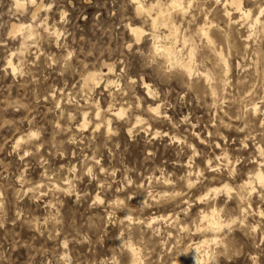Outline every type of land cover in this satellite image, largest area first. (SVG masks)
Listing matches in <instances>:
<instances>
[{"label": "rangeland", "instance_id": "obj_1", "mask_svg": "<svg viewBox=\"0 0 264 264\" xmlns=\"http://www.w3.org/2000/svg\"><path fill=\"white\" fill-rule=\"evenodd\" d=\"M133 2L0 0V264H264V116L251 113H264V15L252 32L225 0H183L188 13L158 27L176 23L209 83L155 53ZM245 6L257 16L264 0Z\"/></svg>", "mask_w": 264, "mask_h": 264}, {"label": "bare ground", "instance_id": "obj_2", "mask_svg": "<svg viewBox=\"0 0 264 264\" xmlns=\"http://www.w3.org/2000/svg\"><path fill=\"white\" fill-rule=\"evenodd\" d=\"M134 2L133 3H135L134 5H136V10H137V12H138V14H143V13H146V16H147V14H148V17H150L151 19H152V26H153V31H154V33H152V40L154 41L153 43H151V45L153 44V49H154V51H155V53L157 54V55H159V56H161V57H163L164 59H166L167 60V62H169L171 65H172V67L173 66H175V68L176 67H178V69H181L185 74H187L189 77H191L192 78V76H194L195 74H198V75H201V76H203V77H205V79H207V81L209 82V81H211L212 79H213V76H212V74L209 72V71H202L203 73H201L199 70H197V69H195L194 67H193V59H195L194 58V56H195V48H194V46H192L191 48H189V54L184 58H182V52L184 51H180V50H178L177 49V47H176V44H177V42H178V37H177V34H178V31H179V29H178V27H177V25H176V23H174V22H172L173 23V30L171 31V33H170V35H168V36H166L165 38L164 37H162V38H164V39H172L173 40V42L172 41H170L172 44L171 45H168V44H163V40H162V38H161V36L159 35V34H157V29H158V27L160 26V25H162V24H166L167 25V23L170 21V20H172V10H178V11H181L183 14H186V13H188V9L191 7H189V8H186L185 6H184V2H183V0H171L170 1V3L168 4V5H163V4H161V3H157V4H151L148 8L145 6V4H143L142 3V0H133ZM193 1V0H192ZM223 3V2H222ZM245 3H246V0H225V3H224V7H225V14H226V17L228 18V21H230L231 23L233 22V19H235V17L234 18H232V16H233V13H232V11L230 10V9H232V10H235L236 11V14H240L241 15V18H242V21H243V23L244 24H246V22H247V24L250 26V28H251V30H252V32L253 31H256L257 29H258V27L262 24V21H261V18H262V12H264V9H261L260 10V12H259V14L257 15V16H254L253 15V12L251 11V10H247L246 9V6H245ZM18 4H21V0L19 1L18 0V3H17V5ZM20 6V5H19ZM187 6V5H186ZM45 7V6H44ZM188 7V6H187ZM260 8V7H259ZM261 8H263V7H261ZM224 10V9H223ZM154 13V14H153ZM181 13V14H182ZM235 13V12H234ZM224 14V15H225ZM155 16V17H154ZM186 16V15H185ZM238 21V20H237ZM236 21V22H237ZM170 23V22H169ZM206 23H208V22H206ZM228 23V22H227ZM230 23V24H231ZM229 24V25H230ZM233 24V23H232ZM241 24V23H240ZM171 25V24H170ZM205 25V24H204ZM234 25V24H233ZM16 26V25H15ZM14 26V28H16ZM33 26V25H32ZM32 26H31V28L29 29L30 31H31V29H32ZM207 26V25H206ZM231 26V25H230ZM235 26V25H234ZM237 26V25H236ZM18 27V26H17ZM30 27V26H29ZM131 27V26H130ZM166 27V26H165ZM164 27V28H165ZM208 27V26H207ZM19 28V32H21V31H23L24 29H26V25H25V27L22 25V26H19L18 27ZM198 28H199V32L203 35V36H205L206 37V44L208 43V42H210V41H212L211 40V34L208 32V30H206V28H205V26H203L202 25V27H200V25H198ZM28 29V28H27ZM166 29V28H165ZM28 30V31H29ZM214 30V29H213ZM27 31V30H26ZM25 31V32H26ZM29 31V33H31ZM168 31V30H167ZM198 31V30H197ZM198 32V33H199ZM216 32V31H215ZM251 32V33H252ZM130 33H131V35L135 38V40L139 43V42H141L142 40H143V38H144V35L146 34V32L143 30V29H141V28H138V27H131L130 28ZM168 33V32H167ZM197 33V32H196ZM199 33V34H200ZM216 33H218V32H216ZM250 33V34H251ZM256 33V32H255ZM32 34H34V31H33V33ZM56 34H57V31H56ZM198 34V35H199ZM215 34V33H214ZM222 34V33H221ZM220 34V35H221ZM213 35V34H212ZM223 35V34H222ZM221 35V36H222ZM226 35V34H225ZM252 35V34H251ZM224 36V35H223ZM227 36V35H226ZM202 37V36H201ZM250 37V36H249ZM214 38V37H213ZM223 38V37H222ZM189 39H192V38H189ZM223 39H225V38H223ZM182 40H183V44L184 45H187V43L188 44H190V42H189V40H188V37L186 38V37H184V39L182 38ZM208 40V41H207ZM226 40V39H225ZM166 42V41H165ZM167 43V42H166ZM170 44V43H169ZM209 44V43H208ZM207 44V45H208ZM206 45V46H207ZM189 46V45H188ZM209 46H210V44H209ZM187 47V46H186ZM214 47V46H213ZM219 47V46H218ZM188 48V47H187ZM211 49V48H210ZM197 50V49H196ZM219 50V49H218ZM211 51V50H210ZM213 52V51H212ZM214 53V52H213ZM212 53V54H213ZM220 56H221V59L223 60V62L226 64V73H225V75H224V73H223V75L225 76V79H224V77H223V85L222 86H224V87H222V88H224V91L226 90V87H228L229 85H230V82H229V73H230V71H231V68H230V65H229V63L227 62V61H225L223 58V56H222V52L220 53ZM158 57V56H157ZM163 60V59H162ZM217 61H218V59H217ZM219 62V61H218ZM222 62V61H221ZM195 63V62H194ZM167 64V63H166ZM169 64V65H170ZM196 64V63H195ZM194 64V65H195ZM223 66H224V64H222ZM10 66L11 67H13V63L12 62H10ZM207 70V69H206ZM13 71L14 72H16V67L14 66V68H13ZM108 71V70H107ZM101 72V71H100ZM112 72V71H111ZM198 72V73H197ZM223 72H225V71H223ZM106 74H107V72H106ZM105 74V75H106ZM215 75V74H214ZM197 76V75H196ZM105 77V76H104ZM87 78V80L85 81L86 82V84H87V86H89L88 85V83L90 84V83H93L94 85L93 86H99L100 85V82H99V80H98V76H97V74H95V73H92V74H90L88 77H86ZM107 80H109V79H107ZM222 80V79H221ZM110 81L111 80H109L108 81V83L107 84H111L110 83ZM206 81V80H205ZM206 81V82H207ZM213 81H215V80H213ZM216 81H218L217 79H216ZM112 82V81H111ZM212 82V81H211ZM220 82H222V81H220ZM210 83V82H209ZM215 84V83H214ZM92 85V84H91ZM146 85V84H145ZM207 85V84H206ZM110 86V85H109ZM86 87V86H85ZM88 88V87H87ZM145 88H146V95L149 97V99H151V96H153V92L151 91V89H150V87L149 86H145ZM212 91L213 92H211L212 93V95H213V97L215 96V95H217L216 94V89H214V86H213V89H212ZM251 93V92H250ZM249 93V94H250ZM244 95V94H243ZM217 97V96H216ZM218 99V98H217ZM249 99V98H248ZM215 100V99H214ZM251 105V104H250ZM248 106V105H247ZM246 108V107H245ZM248 109V108H247ZM150 112H152L154 115H160V112H159V108L158 107H156V108H150V110H149ZM249 112V111H248ZM252 114H253V116H254V118H256V119H260V117H262V116H264V113H263V111L260 109V107L257 105V104H253L252 103V112H251ZM84 114V113H83ZM99 115H100V113H98ZM97 114V115H98ZM112 114V113H111ZM123 114H125V112H124V110L123 109H119V111H117V112H114L113 113V116H115V117H117V118H119V117H122V115ZM124 116V115H123ZM83 118H84V120H83V122H82V125L80 126L81 128H87L88 127V124H87V117L84 115L83 116ZM98 120V119H97ZM110 120V119H109ZM231 120H233V119H231ZM107 122V121H106ZM140 122V121H139ZM101 123V122H100ZM235 123H238L237 121H235ZM263 123H264V119H263ZM140 124V123H139ZM245 124H246V122H245ZM100 126H101V124H99ZM99 125H97L96 126V128L97 129H99L100 128V126ZM232 125V124H231ZM235 126V125H234ZM239 126V125H238ZM240 127V126H239ZM238 128V127H237ZM246 128V127H245ZM108 131H110L111 130V124H110V121L108 122V129H107ZM32 137V136H31ZM22 139H20L18 142L20 143V141H21ZM17 147H18V145H17ZM228 162V161H227ZM229 163V162H228ZM229 166V165H228ZM211 167V166H210ZM211 168H213V167H211ZM210 168V169H211ZM218 168V167H217ZM262 168V164H260V168L258 169V172L256 173V179H257V181L259 182V184H260V186L261 187H264V183H262V182H264V171L261 169ZM213 170V169H212ZM216 172V171H215ZM212 173V172H211ZM246 181V180H245ZM191 183V182H190ZM245 183V184H244ZM243 184H244V186H245V188L246 189H248L249 191H250V194H254L256 191H257V189L253 186V183L251 182V180L249 181V180H247V182H244ZM188 184V183H187ZM191 185H193V184H191ZM223 186H226V185H223ZM256 186H258V184L256 185ZM189 187H190V185H189ZM223 188V187H222ZM240 188V187H239ZM225 189H226V191H227V193L228 194H230V192H231V187L228 189L227 187H225ZM241 190V189H240ZM212 191H214V190H212ZM233 191V190H232ZM209 192H211V191H209ZM259 192V191H258ZM215 193L216 194H219V193H221V190H219L218 188H217V190L215 189ZM247 193V192H246ZM245 193V194H246ZM213 194V193H212ZM223 194V193H222ZM248 194V193H247ZM244 195V194H243ZM206 196V195H205ZM207 196H209L208 194H207ZM206 196V197H207ZM236 196V195H235ZM253 196V195H252ZM206 197H204V199H206ZM217 197H218V195H217ZM228 197V196H227ZM226 197V198H227ZM244 197V196H243ZM201 198V197H200ZM235 198H237L238 199V197H235ZM209 199V198H208ZM217 199V198H216ZM215 199V200H216ZM242 199V198H241ZM246 200V199H245ZM199 201H201V199L199 200ZM242 201V200H241ZM239 203V202H238ZM214 213V212H213ZM221 218V217H220ZM213 219L215 220V223L219 226V227H222L223 226V222H220V221H222V219H219V217H216V216H213ZM212 226L213 225H211V228H212ZM217 226V227H218ZM224 226H225V223H224ZM226 226H229V225H226ZM208 229V228H207ZM212 230V229H211ZM217 230V229H216ZM220 230V229H219ZM210 231V230H209ZM221 231V230H220ZM211 232V231H210ZM216 232V231H215ZM214 233V232H213ZM220 233V232H219ZM215 241H217L216 240V238H215ZM206 242V241H205ZM201 244V243H200ZM202 246V245H201ZM203 247V246H202ZM130 249V248H129ZM196 249V248H195ZM200 249H201V247H200ZM130 250H132V249H130ZM197 251L199 250V248L197 247V249H196ZM136 252H137V250H136ZM198 253V252H197ZM132 254V253H131ZM131 254H130V256H131ZM191 254H196V253H191ZM137 255V253L135 254L134 253V251H133V256L135 257ZM140 255V254H139ZM187 256H190V254H188ZM208 256V255H207ZM138 257V255L136 256V258ZM195 257H197V256H195ZM131 258H133V257H131ZM136 258H134V264L136 263V261H138ZM190 258V257H189ZM193 258H194V256H193ZM136 259V260H135ZM191 260V259H190ZM195 260H197V259H195ZM140 261V260H139ZM138 261V262H139ZM132 262V261H131ZM137 262V263H138ZM197 262H199V261H197ZM133 263V262H132ZM140 263V262H139ZM196 263V262H195ZM201 263V262H200ZM199 264V263H198Z\"/></svg>", "mask_w": 264, "mask_h": 264}, {"label": "snow or ice", "instance_id": "obj_3", "mask_svg": "<svg viewBox=\"0 0 264 264\" xmlns=\"http://www.w3.org/2000/svg\"><path fill=\"white\" fill-rule=\"evenodd\" d=\"M262 15H264V12H262ZM262 183H264V182H262Z\"/></svg>", "mask_w": 264, "mask_h": 264}]
</instances>
